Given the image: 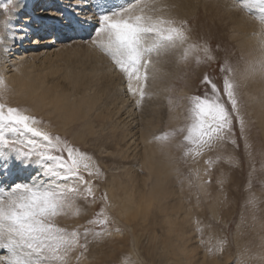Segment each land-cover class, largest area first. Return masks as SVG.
I'll list each match as a JSON object with an SVG mask.
<instances>
[{
    "label": "rangeland",
    "instance_id": "obj_1",
    "mask_svg": "<svg viewBox=\"0 0 264 264\" xmlns=\"http://www.w3.org/2000/svg\"><path fill=\"white\" fill-rule=\"evenodd\" d=\"M39 2L30 0L37 9L43 7ZM162 2L175 5L169 9V14L176 21L187 22L185 31L188 40L182 47L160 56L154 55L146 69V81L143 79L145 69H141L145 95L143 99L139 97L140 103L137 105L131 98L126 107L135 113L131 119L136 136L130 142V138L127 140L131 160L114 158L111 149L107 152L100 141H95V137L80 138L78 127L63 128L43 112H37L34 107L36 103L18 96L7 82L5 102L12 107L28 109L32 115L41 118L47 131L66 138L71 145L89 154L101 172L99 176L90 175L89 169L81 167V175L93 186L94 197L86 196V188L81 183L79 188L83 195L75 201L79 211L57 217V224L69 231L77 228L83 231L87 227L101 232L104 225L89 222L103 219L106 210L111 220L107 227L113 230L112 234L98 241L89 238L83 256L82 249L77 248L70 253L69 264H264V259L259 258L264 257V76L248 71L264 59V25L256 18L258 11L249 13L233 7V0ZM239 2L243 3V0ZM127 3L129 0H98L94 10L103 4L111 8L108 11H112ZM87 8L91 9L89 6ZM44 9H50V6ZM240 20L245 28L240 26ZM96 22L90 28L88 38L83 39L85 44L76 45L75 40H67L73 43L72 48L67 47L69 51L46 61L43 58V62L37 63L45 65L41 69L54 66L58 69L61 65L62 73L65 69L90 72L89 69L97 65V69L102 68L99 74L109 73L113 83L121 84V87L117 86L122 90L121 96L128 99L131 97L128 88L130 81L98 46L103 43V33L97 36L99 21ZM252 22L258 25L257 31L254 30L256 27L248 28ZM247 36L255 37L253 44ZM31 38L26 41L34 42ZM205 43L211 48L213 59H207L201 50L200 46ZM190 45L196 47L190 48ZM90 48H93V52ZM17 51L21 53V50ZM226 61L234 71L233 78L240 85L238 93L241 115L246 123L245 132L242 135L238 122L234 121L232 136L225 137L223 143L210 151L203 150L199 156L186 154L192 146L184 141L186 131L178 130H186L191 124L189 98L211 95L210 86L203 82L205 75L222 89L224 78L231 75L224 69ZM155 81L160 82L158 88ZM224 99L227 104L226 97ZM124 119L117 122L118 126L123 127L130 120ZM145 131L150 132L154 145L169 162L172 174L158 198L150 196L140 201L137 195L133 201H129L125 197L124 186L118 190L111 188V184L122 178L126 181V172L132 166H135L133 175L136 184L141 185L148 177V170L139 162L143 144L138 138ZM174 131L177 134L167 142L154 139ZM245 136L250 149L245 146ZM233 138L235 145L231 142ZM137 155L138 161L135 160ZM123 164L126 168L121 167ZM35 173V167L19 168L15 171V177L26 181ZM70 183L75 184L76 181ZM151 183L149 186L152 187ZM104 194L107 202L102 199ZM253 198L255 206L249 203ZM117 228L121 231L116 232ZM221 241L225 243L223 249L219 250Z\"/></svg>",
    "mask_w": 264,
    "mask_h": 264
},
{
    "label": "snow or ice",
    "instance_id": "obj_2",
    "mask_svg": "<svg viewBox=\"0 0 264 264\" xmlns=\"http://www.w3.org/2000/svg\"><path fill=\"white\" fill-rule=\"evenodd\" d=\"M232 6L249 13L258 11L256 18L264 25V0H243V3L233 0ZM18 7L20 0H0V10L9 21ZM171 7L175 5H167L162 0H129L115 10L101 12L97 36L103 33L104 42L98 46L129 81L139 80L141 69H145L143 79L146 81V69L154 55L166 54L186 44L187 22L171 17ZM24 35V30L19 29L9 38L14 44ZM4 45L5 37L0 34V46ZM200 48L207 59H213L207 43ZM224 69L231 75L224 78L222 89L205 75L203 82L210 86L211 95L189 98L191 124L186 130H178L186 131L184 141L192 146L186 154L199 156L203 150L210 151L223 143L225 137L232 136L234 121L238 122L240 133L245 132L238 93L240 85L233 78L234 71L227 61ZM248 71L264 76V59ZM5 90L4 78L0 76V264H69L70 253L77 248L82 249L83 256L89 238L98 241L112 234L113 230L107 227L111 220L106 210L103 219L89 222L104 225L101 232L87 227L83 231L79 228L69 231L57 224V217L79 211L75 201L83 195L79 188L81 183L86 188V196L94 197L93 186L81 175V167L89 169L90 175L99 176L101 172L89 154L71 145L66 138L47 131L41 118L28 109L9 106L5 102ZM129 91H133L130 83ZM144 95L141 90V99ZM176 134L166 132L154 139L167 142ZM231 142L236 144L234 138ZM245 146L251 147L246 136ZM28 167L36 168L35 175L26 181L18 180L15 171ZM73 180L75 184L70 183ZM102 199L107 202L106 194ZM249 203L255 206V199ZM224 243L220 242L219 250Z\"/></svg>",
    "mask_w": 264,
    "mask_h": 264
},
{
    "label": "bare ground",
    "instance_id": "obj_3",
    "mask_svg": "<svg viewBox=\"0 0 264 264\" xmlns=\"http://www.w3.org/2000/svg\"><path fill=\"white\" fill-rule=\"evenodd\" d=\"M39 1V5H43V7L37 9L30 3V0L28 2L20 0V7L12 15L10 21L6 19L3 10H0V34L5 37V45L0 46V74L5 78L9 88L11 87L18 96L26 97L29 101L36 103L37 106L34 107L37 112H43L47 118L56 121L63 128L78 127L81 133L80 138L95 137V141H100L101 146L105 147L107 152L111 149L112 152L110 153L114 158H119L123 161L126 159L131 160L129 155L130 144L127 140L130 138V142L136 136L133 128L134 122L131 119L135 113L133 114L126 107L131 98H134L132 102L137 105V101L141 97V90L145 93L142 88V79H132L129 82L133 91L130 92L131 97L127 99L126 96L123 98L121 96V84H118L120 87H117L118 85L113 83V79L111 80L108 76L109 73L108 75L105 73L104 75L99 74V70L102 68L97 69V65L89 69L90 72L85 70L86 74L84 71L77 72L74 69L71 71L65 69L62 73L61 65L58 69L56 66L50 69H41L44 64L40 66L37 63L43 58V61H46L50 57L62 56L66 51H69L67 47L72 48L70 46L73 43L70 41L65 42L67 41L66 38H61L59 35H57L56 39L53 38V35H51L52 38L42 37L45 34H52L50 31L53 28L49 26L50 21L59 20L62 13L73 14L80 22L86 24L85 30L86 36H88L90 28L97 23L96 21H99V18H96L97 12L94 10L98 0ZM49 6L50 9H44ZM88 6L91 7L90 10L87 8ZM29 11L33 13V16L27 13ZM65 17L68 18L69 16H64L62 22L67 21ZM64 24L60 26L62 27ZM239 24L244 27L242 20L239 21ZM251 24L248 26L250 30L253 27H256L254 29L256 31L259 29L255 22ZM19 29L24 30V38L18 39L13 44L9 37L12 32ZM101 36L104 42V34ZM249 37L247 36V38ZM30 38L35 43L26 41V39ZM254 39L255 37H250L249 42L253 44ZM84 41L78 40L76 42L75 40V43L76 45H83ZM33 46H36V48H33ZM24 47L28 49H24ZM54 48L55 50L53 51ZM8 49L11 50L8 51ZM90 49L92 51L93 48ZM17 50H21V53L18 54ZM81 52L83 53V51ZM62 77L64 78L63 81L61 80ZM159 83L158 81L154 83L157 88ZM120 99L122 101L117 104L116 102ZM111 107L115 108L112 109ZM123 117L125 118L124 121L130 120L123 127L121 125L118 126L117 122ZM151 138L150 132L146 131L138 138L143 144V152L140 155L139 162L149 173L146 180L141 185L136 184L135 174L133 175L135 166H132L126 172V181L122 178V180L118 179L111 184V188H117L118 190L124 186L123 191L129 201H133L137 195L140 197V201L150 196L155 199L158 198L159 195L163 194V186L168 182L172 174V170L169 169V162L164 159V155L160 154L158 147L154 145V141ZM125 142L127 143L124 145L123 143ZM135 160L138 161V155ZM120 162L122 163V161ZM121 167L126 168V165L123 164ZM150 181L152 182V187L149 186ZM149 188L150 191L148 192L147 189Z\"/></svg>",
    "mask_w": 264,
    "mask_h": 264
}]
</instances>
